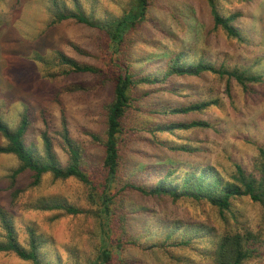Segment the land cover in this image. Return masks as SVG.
<instances>
[{
	"label": "rangeland",
	"instance_id": "rangeland-1",
	"mask_svg": "<svg viewBox=\"0 0 264 264\" xmlns=\"http://www.w3.org/2000/svg\"><path fill=\"white\" fill-rule=\"evenodd\" d=\"M77 2L85 15L109 22L123 15L130 0ZM149 4L147 21L127 35L120 53L113 54L106 49V39L98 30L74 21L52 25L57 10L63 6L75 9L73 0H0V121L15 129L25 120V145L35 156H44L42 134L46 133L57 162L65 166L68 155L62 135L66 134L87 154L84 166L88 174L91 172V179L102 181L106 109L113 98V78L119 73V63L151 59L155 62L153 72L161 74L162 65L169 59L163 56L175 53L182 54L187 62L204 59L217 67L248 70L264 79V0H217L221 15H239L237 21L244 24L245 31L241 42L214 27L206 0H149ZM56 51L96 67L99 74L64 75L54 62ZM139 65L133 64L131 69ZM165 83L140 86L132 94L138 98L123 124L121 179L127 178L138 163L142 168L149 166L155 159L163 160L164 154L181 164L204 161L224 175L232 174L236 164L257 172L259 150L264 151V83H250L244 91L234 80L208 73L200 79L169 78ZM208 100L218 104L186 115L156 112ZM197 120L212 126L155 136L145 130L146 126H140ZM160 139L203 151L193 157L170 153L157 143ZM6 143L0 133V145ZM19 167L14 155H0V208L15 229L16 242L28 248L32 229L40 237L44 264H88L94 260L98 235L95 220L86 213L91 208L88 188L76 179H56L50 173L35 184L33 173L19 172ZM15 172L19 174L12 178ZM118 193L124 197L128 212L144 211L129 220L131 237L128 241L122 239L120 253L113 254L111 264H214L208 253L227 234H250L252 257L243 264H264V209L246 197L231 202L230 210L221 212L206 201L174 200L129 190ZM42 200H61L85 213L44 211L38 209ZM1 219L0 243H5L7 234ZM176 222V226L183 222L195 228L172 229L168 239L169 223ZM181 237L189 239L187 247L176 246ZM0 264L32 263L13 253L0 252Z\"/></svg>",
	"mask_w": 264,
	"mask_h": 264
},
{
	"label": "trees",
	"instance_id": "trees-1",
	"mask_svg": "<svg viewBox=\"0 0 264 264\" xmlns=\"http://www.w3.org/2000/svg\"><path fill=\"white\" fill-rule=\"evenodd\" d=\"M206 2L211 9L214 27L222 29L229 39L243 41L245 31L242 25L244 24L237 21L239 15L236 13L228 17L223 16L218 10L217 0H206ZM73 4L75 9L67 10L63 6L57 10L53 16L52 25L74 21L87 28L98 30L106 39V49L113 54L120 53L127 35L135 31L140 23L147 21L150 8L149 0H130L128 8L123 11L121 17L111 19L109 22H101L85 15L79 9L77 0H73ZM174 54L170 57L163 56L169 59L162 65L161 74L158 71L153 72L152 67L155 62L151 59L143 61L139 58L134 62L131 61V63L125 61L121 63L122 65L118 61L119 64L117 65L120 67L118 68L119 73L113 78V98L106 109V128L103 139L102 170L100 172L102 181L99 183H96L99 180L91 179L89 176L91 172L88 174L87 168L84 166V160L87 157L85 151L73 144L66 134H63L62 138L64 139V146L67 148L68 159L66 165L63 166L57 162L53 143L46 133L42 134L44 156H35V153L25 145L26 121H22L15 129L9 128L7 124L0 121V133L7 142L6 145H0V155H14L19 161V172L29 171L33 173L35 184L44 174L50 173L56 179H76L88 188L87 201L91 208L86 213L95 220L98 235L96 257L88 264H111L113 254L115 252L120 253L118 247H120L122 239L128 241V238L131 237L128 229L129 220L132 216L141 215L144 211L128 212L124 197H121V194L118 195V192L122 190L135 191L147 196L165 195L174 200L186 198L197 202L206 201L221 212L229 211L231 202L246 197L264 209V151L261 149L259 150L261 160L256 166L257 172L254 173L236 164L232 174L224 175L215 166L204 161H184L181 164L179 163L181 161H173L170 154H164L166 156L163 157V160L155 159L154 164L143 168L138 163L133 172L129 173L127 170L129 173L127 178L121 179L119 177L123 170L120 153L123 124L132 103L138 98L132 94L140 86L165 85V81L169 78L190 77L200 79L204 73L234 80L244 91L247 90L250 83H264L261 75L250 74L248 70L217 67L204 59L187 62L182 54ZM54 62L57 63L64 75L99 74L96 67L82 64L65 55L63 51L54 52ZM137 63H141V65L134 70L131 69L133 64ZM146 64H148V68L144 69ZM171 92L174 93V91ZM217 104L216 100H208L190 106L171 107L166 112L161 110L156 112L165 116L186 115L205 111ZM140 126H146L147 128L144 127L145 130L155 136L160 133L171 134L174 131L206 129L211 128L212 125L205 120H197L191 122L173 121L169 124L151 122L149 125L140 124ZM148 139L145 138L146 141ZM157 143L170 153L187 154L188 157H193L203 151L199 147L195 148L167 139H160ZM90 165L88 169L91 170L92 164ZM19 172H15L12 178L17 177ZM122 184L123 186H121ZM120 186L121 189L117 190ZM117 196L119 199L116 198ZM38 207L44 211L62 209L68 215L85 213V211L70 206L61 200L51 202L42 200ZM0 217L7 234V241L0 243V252L13 253L22 261L32 264H44L40 256L42 243L34 230L30 229L28 248H24L16 242L15 229L5 219L2 208H0ZM177 224L179 223H169L170 228H168L166 235L168 239L173 235L172 229L178 231L182 227L190 230L195 228L191 226L192 224L185 225L180 222L181 226H176ZM249 237L252 236L250 234L224 235L214 243V249L208 255L213 257L214 264H243L252 257V244L249 242L251 241ZM188 245L189 239L185 240L183 237L176 244L179 247H187ZM135 246L137 247L136 244ZM111 248L116 250H111Z\"/></svg>",
	"mask_w": 264,
	"mask_h": 264
}]
</instances>
